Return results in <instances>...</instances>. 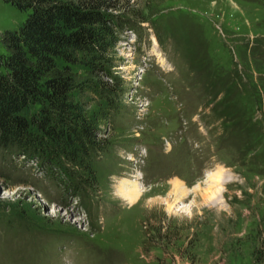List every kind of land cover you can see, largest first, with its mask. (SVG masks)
<instances>
[{
	"label": "rangeland",
	"instance_id": "rangeland-1",
	"mask_svg": "<svg viewBox=\"0 0 264 264\" xmlns=\"http://www.w3.org/2000/svg\"><path fill=\"white\" fill-rule=\"evenodd\" d=\"M105 1V150L89 177L55 159L71 191L0 151V264H264V0ZM29 12L0 0V56Z\"/></svg>",
	"mask_w": 264,
	"mask_h": 264
},
{
	"label": "trees",
	"instance_id": "trees-1",
	"mask_svg": "<svg viewBox=\"0 0 264 264\" xmlns=\"http://www.w3.org/2000/svg\"><path fill=\"white\" fill-rule=\"evenodd\" d=\"M5 2L30 12L18 30L1 34L0 151L40 158L71 191L55 159L88 177L94 173V156L105 150L96 139L102 116L89 114L82 97L88 90L112 103L118 88L100 77L113 80L111 51L120 25L105 11L113 7L105 0ZM73 66L85 68L86 76Z\"/></svg>",
	"mask_w": 264,
	"mask_h": 264
},
{
	"label": "bare ground",
	"instance_id": "bare-ground-1",
	"mask_svg": "<svg viewBox=\"0 0 264 264\" xmlns=\"http://www.w3.org/2000/svg\"><path fill=\"white\" fill-rule=\"evenodd\" d=\"M216 180H220V176ZM139 192H140L139 190H134V192L130 191V192L126 193L125 195L127 196V198H130V199L133 198L134 199V197L138 196Z\"/></svg>",
	"mask_w": 264,
	"mask_h": 264
}]
</instances>
